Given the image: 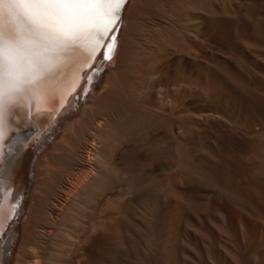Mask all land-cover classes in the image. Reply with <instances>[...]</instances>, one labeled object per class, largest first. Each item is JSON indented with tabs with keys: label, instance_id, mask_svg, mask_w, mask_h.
<instances>
[{
	"label": "bare ground",
	"instance_id": "6f19581e",
	"mask_svg": "<svg viewBox=\"0 0 264 264\" xmlns=\"http://www.w3.org/2000/svg\"><path fill=\"white\" fill-rule=\"evenodd\" d=\"M145 1L127 0L89 93L85 75L53 121L16 109L14 131L37 134H14L12 169L0 165L13 197L27 194L0 264H264V70H217L202 46L236 29L243 3L161 0L160 32L137 60ZM28 139L42 141L30 151Z\"/></svg>",
	"mask_w": 264,
	"mask_h": 264
},
{
	"label": "snow or ice",
	"instance_id": "6c2138e0",
	"mask_svg": "<svg viewBox=\"0 0 264 264\" xmlns=\"http://www.w3.org/2000/svg\"><path fill=\"white\" fill-rule=\"evenodd\" d=\"M126 3L0 0V165L11 154L5 147L14 132L12 117L17 108H23L26 115L34 109L53 116L80 87L83 76L92 82L88 69L98 55L100 62L113 59ZM85 92L86 87L80 94ZM18 208L19 201L0 169V236H7L5 230Z\"/></svg>",
	"mask_w": 264,
	"mask_h": 264
},
{
	"label": "rangeland",
	"instance_id": "374dc122",
	"mask_svg": "<svg viewBox=\"0 0 264 264\" xmlns=\"http://www.w3.org/2000/svg\"><path fill=\"white\" fill-rule=\"evenodd\" d=\"M151 2V0H149V2H148V0H146L145 1V4L144 3H142V8H141V10H140V14H138V18L139 19H136V20H138V21H136L137 23V26H136V24H135V27L136 28H134L135 29V31L134 30H132V33L134 34L133 35V37L134 38H131L132 39V43H133V45L135 44V45H137L138 47H140V48H138L137 46H133L132 45V49H133V52H135V54L137 55V60H138V56L139 55H141V53H142V50H141V48L143 47V48H145V47H148L149 46V48H152L153 49V46L152 45H154L153 44V37H151V35L152 36H157L156 34H158V32H160L159 30H158V18L159 17H162V14H163V9H164V6H163V3H162V5H160V3L162 2L161 0H160V2H159V0H152V2ZM238 2H241V3H243V4H241L242 5V7L241 8H243V9H241V11H243L242 13L240 12L239 14H237L236 15V18H240V20L238 19H236V24H235V26H236V29L234 28V30H233V28H232V30H229V31H227L226 32V30H225V28L222 26V28H220V31H222L221 33H219V34H221L219 37H217L218 39H216V40H213L214 41V43H213V41L212 42H205V43H203V48H204V57L206 58V59H208L209 60V58H211L212 56H214V54L216 53L217 55H215L214 56V58H216V61H217V67H216V69L217 70H221V71H223L224 69L225 70H227V69H233V70H238V71H243V72H249V70H250V72H251V70H252V72H257L258 71V69H260V70H264L263 68H264V0H247V1H243V0H241V1H239L238 0ZM247 2V3H246ZM156 3V4H155ZM246 5H245V4ZM262 3V4H261ZM247 4H248V6H247ZM157 5H158V7H157ZM155 6V7H154ZM244 6V7H243ZM154 7V8H153ZM161 7V8H160ZM246 8H248L247 10H246ZM246 11H248V12H244L245 10ZM160 10V11H159ZM162 10V11H161ZM151 13H150V12ZM243 13H245V15L246 16H243V18L244 19H242V16L241 15H244ZM144 15V16H143ZM152 15V16H151ZM257 15V16H256ZM142 16V17H141ZM240 16V17H239ZM259 16V17H258ZM171 17V16H170ZM178 17H179V15H178ZM184 19V17H179V19ZM142 19H144V20H142ZM180 19V20H181ZM242 19V20H241ZM254 19V20H253ZM170 20H172V18H170ZM256 20H258V21H256ZM139 21H141L142 23H140ZM241 21V22H240ZM238 22V23H237ZM145 24H147V25H145ZM241 24V25H240ZM138 25H140V26H138ZM180 26H181V24H179ZM146 26V27H145ZM153 27V28H152ZM183 27V26H182ZM147 31H146V30ZM143 30V31H142ZM149 30V31H148ZM150 30H152V31H150ZM230 31H232V32H230ZM173 33L172 34H175L174 33V31H172ZM246 32V33H245ZM223 33H225V34H223ZM146 34V35H145ZM230 34V36H229V38L228 37H225V36H228ZM248 34H249V37H248ZM138 35V36H137ZM224 35V36H223ZM147 38H146V37ZM222 36H223V38H222ZM136 37V38H135ZM251 37V38H250ZM221 38V39H220ZM250 38V39H249ZM142 39H144V40H142ZM149 39V40H148ZM151 39H152V41H151ZM220 39V40H219ZM240 39H242V40H240ZM148 40V41H147ZM160 41V39H157L156 41ZM151 43H150V42ZM217 41V42H216ZM140 42V43H139ZM141 42H143V43H141ZM243 42V43H242ZM240 43V44H239ZM245 43V44H244ZM249 43V44H248ZM140 44V45H139ZM145 44H148V46H146ZM208 45V47L207 46H205V45ZM212 44V45H211ZM250 45V46H249ZM223 46V47H222ZM249 46V47H248ZM134 47V48H133ZM209 47H210V49H209ZM251 47H252V49H251ZM255 47H257V48H255ZM259 47H260V49H259ZM142 48V49H143ZM254 48L255 49H259V50H254ZM262 48V49H261ZM135 49V50H134ZM249 49V50H248ZM251 49V50H250ZM213 50V51H212ZM254 50V51H253ZM209 51H212L211 52V54L209 53ZM252 51V52H251ZM139 52V53H138ZM214 52V53H213ZM221 52V53H220ZM243 52V53H242ZM171 53H172V58H175L176 57V55L174 56V52L173 51H171ZM245 53V54H244ZM207 55V56H206ZM224 55V56H223ZM230 55V56H229ZM248 55V56H247ZM256 55V56H255ZM258 55V56H257ZM226 56H228L227 58H226ZM246 56H247V58H246ZM254 56V57H253ZM230 57V58H229ZM256 57V58H255ZM258 57V58H257ZM171 58V60H173V61H171V63H170V65H169V70H170V72L172 71V73H174V71H176L177 69H178V63H177V59H172ZM177 58V57H176ZM245 58H246V60H245ZM253 58V59H252ZM233 59V60H232ZM255 59V60H254ZM257 59V60H256ZM262 59V60H261ZM230 60V61H229ZM236 60V61H235ZM258 60H260V61H258ZM221 61H222V63H221ZM233 61H234V63H233ZM258 61V62H257ZM174 62H175V64H174ZM220 62V63H219ZM260 62H262V63H260ZM224 63V64H223ZM220 64V65H219ZM240 66H239V65ZM133 66H136V65H134V64H132ZM245 65V66H244ZM137 66H138V63H137ZM175 66V67H174ZM224 66V67H223ZM227 67V68H226ZM101 69V68H100ZM103 69H101L100 71H98V72H95V75H94V77H93V80H92V82L91 83H89V84H87V86H86V91L89 93L90 92V89L88 88V86L89 85H92V84H94L95 83V81H97L96 79L99 77V75H100V72L102 71ZM99 74V75H98ZM89 75H92V74H89ZM98 75V76H97ZM93 76V75H92ZM97 77V78H96ZM88 81V80H87ZM88 88V89H87ZM80 101H82L81 99H80ZM65 108V107H64ZM60 111H59V115L56 113V114H54L53 116H52V121L53 120H55V119H57L58 118V116H60L61 114V112H62V110H63V108H60L59 109ZM47 113H43V115H41V117H43V116H45ZM55 116H57V118H55ZM27 128H21L20 130H18V131H14L12 134H11V137L9 138L10 140V142L11 141H13L14 140V137L18 134V133H29L30 132V130L32 131V133H33V135L32 136H30V139H31V137L33 138L36 134H37V132H33V130H34V127H32V125L31 124H29L28 126H26ZM30 128V129H29ZM22 130H24V131H22ZM29 130V131H28ZM14 134H15V136H14ZM44 134H46V133H44ZM48 134V133H47ZM46 134V135H47ZM38 139V138H37ZM8 141V143H7V145H6V148H7V153H8V150H9V148L11 147V143ZM42 140H38V141H35V142H30V140L28 139V140H26L25 141V145H24V147L26 146V148H28L29 147V150L30 151H34L35 149H37V146L40 144V142H41ZM37 142H38V144H37ZM32 143V144H31ZM32 145L31 147L30 146H28V145ZM33 144H36V145H33ZM11 149V154L10 155H6V162H5V164H3V166H2V168H5L6 167V164H7V162H8V160H9V158L12 156V155H14L15 154V151H13L12 150V147L10 148ZM9 167V168H8ZM1 168V169H2ZM10 168H11V165H9V166H7L6 167V169H8V170H10ZM6 169H5V171H6ZM12 169V168H11ZM57 169H55V171H56ZM56 176V175H55ZM57 176H59V175H57ZM56 176V177H57ZM55 178V177H54ZM60 176L56 179H53V181H51L52 183L51 184H49L50 186H47L48 188L46 189V195H45V197H47L48 196V194H49V198H48V200H47V198H46V200H47V202H49V201H51V199H53L54 198V200H55V198H56V200L55 201H58V197L60 196V194H59V191H57V190H59L58 189V185H59V183L61 182V180L62 179H60ZM58 180H59V182H58ZM55 181V182H54ZM58 184L57 185V187H56V184ZM54 185L55 186V188H57V189H55V188H53V191H52V189L51 188H49V187H51V185ZM53 186V187H54ZM51 189V191L54 193H57V194H53L51 191H49V190ZM49 192H48V191ZM57 191V192H56ZM59 194V195H58ZM51 195V196H50ZM56 197H55V196ZM58 196V197H57ZM20 197H22V199H26L27 198V194H25V196H20ZM51 197V198H50ZM54 200H52V201H54ZM11 225H12V223H10ZM7 229H9V228H7ZM6 232H7V230H6ZM1 237H4V238H2V239H0V247H4L5 246V243H6V241H7V239H8V236H1ZM2 240V241H1ZM5 240V241H4ZM3 245V246H2ZM2 251V252H1ZM4 249H0V256L2 255V254H4Z\"/></svg>",
	"mask_w": 264,
	"mask_h": 264
}]
</instances>
